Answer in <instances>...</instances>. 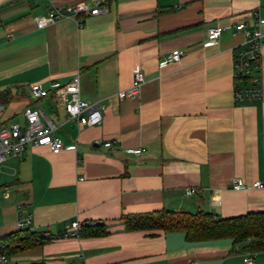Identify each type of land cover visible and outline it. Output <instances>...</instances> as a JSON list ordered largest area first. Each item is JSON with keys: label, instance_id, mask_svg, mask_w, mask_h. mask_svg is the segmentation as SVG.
<instances>
[{"label": "crops", "instance_id": "0c3cea01", "mask_svg": "<svg viewBox=\"0 0 264 264\" xmlns=\"http://www.w3.org/2000/svg\"><path fill=\"white\" fill-rule=\"evenodd\" d=\"M85 1L0 0L2 119L24 126L23 110L41 108L61 142L57 154L28 146L1 168L0 240L29 214L25 229L46 241L6 264H264V251L243 252L230 240L189 243L182 232H126L120 221L161 210L215 219L263 211L264 45L262 98L236 102L243 37L230 26L251 29L264 18V0H106L104 13L79 16L80 25L69 17L36 28L50 9ZM213 26L228 29L204 46ZM175 50L179 62L159 66ZM136 66L144 76L139 98L119 100ZM76 75L81 99L105 107L98 126L67 120L52 94L29 96L33 84L48 89ZM234 179L246 189L233 191ZM70 221L85 224L78 238L62 237ZM98 228L107 234L92 236Z\"/></svg>", "mask_w": 264, "mask_h": 264}, {"label": "built area", "instance_id": "2783aa9c", "mask_svg": "<svg viewBox=\"0 0 264 264\" xmlns=\"http://www.w3.org/2000/svg\"><path fill=\"white\" fill-rule=\"evenodd\" d=\"M106 0H86L65 7H55L48 11L46 16L35 20L37 29H42L58 20L64 18H75L77 24L79 16H94L106 11ZM233 29V36L242 35L243 41L236 46L234 56V77L244 82L243 87L234 91L236 102H258L262 98L261 88V51L264 45V18L258 17L253 27L249 29L245 23H236L230 26ZM228 28L223 26H213L208 28L204 46L214 45ZM182 57L178 50L168 54L159 66L177 63ZM144 83V76L141 69L136 66L133 69L131 85L116 94L119 100H137L141 87ZM52 94L56 99V104L62 106L66 113L67 120L75 122L78 126L94 127L101 124L103 120L104 105L101 102H87L80 97V79L74 76L66 84H51L48 89L42 88L39 84H33L29 89V96L34 101H39ZM4 106L0 105V171L8 158H20L28 146L46 148L49 153L57 154L61 151V142L55 135L56 126L48 119L41 108L26 107L22 115L24 126L17 123L6 124L3 118ZM111 143H106L105 147H110ZM144 150L141 148L132 150L134 155H140ZM230 187L233 191L246 189L239 179L232 180ZM254 188H262L259 182L253 184ZM184 194L192 196L195 194L193 188H185ZM31 223V215L18 218L17 230H23ZM94 227L95 223L88 224ZM85 224L77 221H70L66 224L63 238H78ZM4 244L0 242V263L6 264L8 258L4 256ZM246 264H254L251 257L245 258Z\"/></svg>", "mask_w": 264, "mask_h": 264}, {"label": "trees", "instance_id": "16d2710c", "mask_svg": "<svg viewBox=\"0 0 264 264\" xmlns=\"http://www.w3.org/2000/svg\"><path fill=\"white\" fill-rule=\"evenodd\" d=\"M120 221L126 232H147L150 236H155L156 232H182L185 241L189 243L230 240L234 245H242L241 251L243 252L264 251V209L262 212L225 219H215L209 213L202 211L188 213L161 210L145 214L125 215L121 217ZM106 234L107 232L103 228L91 232L92 236L97 237ZM0 242L5 246L3 254L9 260L20 251L40 247L46 241L44 237H37L30 234L27 229H23L2 238Z\"/></svg>", "mask_w": 264, "mask_h": 264}, {"label": "rangeland", "instance_id": "374dc122", "mask_svg": "<svg viewBox=\"0 0 264 264\" xmlns=\"http://www.w3.org/2000/svg\"><path fill=\"white\" fill-rule=\"evenodd\" d=\"M46 113L49 115V112L48 111H46ZM50 116V115H49ZM15 121H20V123H21V120H20V118L18 117L17 119H15ZM2 181H3V178L0 176V184L2 183ZM1 190V189H0ZM0 202H1V205L3 204V199H2V195L0 194ZM9 260H11L10 258H9ZM8 260V261H9ZM11 264V263H10Z\"/></svg>", "mask_w": 264, "mask_h": 264}]
</instances>
